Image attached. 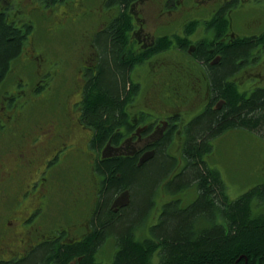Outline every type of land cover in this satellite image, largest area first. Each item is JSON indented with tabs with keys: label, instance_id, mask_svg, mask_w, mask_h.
I'll use <instances>...</instances> for the list:
<instances>
[{
	"label": "flooded vegetation",
	"instance_id": "obj_1",
	"mask_svg": "<svg viewBox=\"0 0 264 264\" xmlns=\"http://www.w3.org/2000/svg\"><path fill=\"white\" fill-rule=\"evenodd\" d=\"M92 1L0 0V22L22 36L13 56L18 62L0 82V201L7 187H19L10 210L0 216V264H34L47 244L74 245L93 233L104 160L135 157L141 165L163 141L165 154L177 158L173 151L182 152L188 123L211 102L210 67L221 61L223 47L255 38L256 46L232 74L250 76L252 86L263 80L264 0H135L128 46L142 57L134 70L146 72V81L139 79L142 104H129L128 125L98 142L84 122L85 91L102 59L96 35L115 17L116 4L101 0L109 19L93 30L86 24L85 34L84 22L97 14ZM218 14L224 20L220 31L213 24ZM163 37L170 41L166 47L159 42ZM81 42L89 52H82L69 87H62L72 88L68 100L56 106L55 82L71 64L66 50ZM202 46L207 59L199 56ZM54 105L56 114L45 116ZM130 202V190L124 189L110 207L116 212Z\"/></svg>",
	"mask_w": 264,
	"mask_h": 264
},
{
	"label": "trees",
	"instance_id": "obj_2",
	"mask_svg": "<svg viewBox=\"0 0 264 264\" xmlns=\"http://www.w3.org/2000/svg\"><path fill=\"white\" fill-rule=\"evenodd\" d=\"M133 1L111 0L116 4L115 17L95 38L102 59L97 75L88 79L84 122L98 142L128 125L127 107L141 99L134 69L142 57L134 46H128L135 27L130 10ZM221 14L213 22L218 31L224 26ZM159 42L166 47L170 41L163 37ZM21 43V34L0 22V82L17 64L13 56ZM256 44L255 38H244L221 49V61L210 67L211 102L188 124L178 159L165 154L163 141L153 158L141 165L135 157L104 160L100 171L105 181L92 220L93 233L74 245L47 244L34 264H102L98 253L107 243L115 246L110 264H264V211L255 206L264 202V181L231 199L222 172L209 159L215 138L228 130L246 129L264 137V85H243L253 90L240 91L237 83H242L232 74L238 60L245 59ZM203 47L198 53L207 59L210 55ZM159 164L163 168L146 196L145 190L139 192L144 186L143 173L148 167L158 172L155 167ZM160 181L171 198L159 208L158 220L148 224L141 238L138 231L151 215L148 209ZM192 188L196 197L184 203L181 196ZM124 189L130 190L131 202L115 212L111 201ZM144 194L140 207L138 198ZM75 256H81L80 261L74 259L79 263L72 260Z\"/></svg>",
	"mask_w": 264,
	"mask_h": 264
},
{
	"label": "rangeland",
	"instance_id": "obj_3",
	"mask_svg": "<svg viewBox=\"0 0 264 264\" xmlns=\"http://www.w3.org/2000/svg\"><path fill=\"white\" fill-rule=\"evenodd\" d=\"M100 2L101 0H93L91 2L93 3L91 5L95 4L94 10L95 13L97 12V14L94 17H90L84 22L83 30L85 34L90 28L86 26V24L91 26V29L93 30V27L95 25L100 22L103 23L109 19V15H107L105 11L103 12V10H101V7L99 5ZM102 13H104L103 16H101ZM236 31L241 32V28L237 26ZM82 43L83 42L75 44V48L73 51L66 50L68 55H65L69 57V61L71 64H69L67 68L64 66L65 74H62L61 77L55 82V86L59 90V94L56 96V99L59 100V102L56 104V106L68 100L67 98L69 93L72 91V88L71 90L69 89L65 92L62 91V87H65V84L67 87H69L71 83L70 78H74L75 72L73 71L75 70V68H77L76 65L81 61V59H83L82 57L86 55L82 54V52H89V50ZM44 45L46 47L48 46L45 42ZM63 47L64 46H61L62 49ZM48 51L52 58L57 57V54L55 55L56 52L53 49H48ZM24 73L27 74L26 72ZM144 73L146 74L144 69L137 70L135 73V78L138 77L137 79L143 80ZM27 76L28 80L33 81L34 77L31 75V73L28 72ZM146 79L143 80V82L146 81ZM235 79L243 83L241 84V86L239 83H237L240 91H247V93H250L253 90V88L247 89L246 87H244L246 85L247 87H252V82L249 81L250 76L245 77V75H243L241 78L236 77ZM260 85H264V77L263 80L260 81V84L258 86ZM141 104L142 101L140 99L138 105ZM56 106L49 108L48 112H51H49L48 115L45 116L55 115V110L59 109V107ZM173 152L179 156L181 155V151L178 149H174ZM209 159L211 163L219 168L222 172L226 183L227 194L231 199L237 198L239 195L246 192L253 186L264 181V137L256 132L246 129H231L224 132L223 134L215 138L214 150L211 153ZM155 168H159V171H154L153 167H148L143 173L144 179L141 178L137 183V188L140 189L142 179L144 180V186L143 188L141 187V190H139V192L145 190L146 196L149 193L150 185L154 183V178H156V175L161 172L163 166L159 164V166L156 165ZM158 186L160 187V189L155 193L154 202L148 209L149 213L152 211L151 215L148 218L146 224H144L138 231V235L141 238L146 235V228L148 224H151L158 220V214L160 210L159 208H161L171 198V194H168L165 190L167 188L165 183L160 181L158 183ZM7 188L8 190L6 193V197L2 201H0V216L6 215V213L10 210L12 203L9 202L17 195V192L19 190V187L14 185ZM196 193L197 192L195 188L189 189L186 193H184L181 196L184 198V203L193 201L197 195ZM145 199V194L144 196H139L137 204L140 207L143 206ZM183 201H181L182 204H184ZM255 206L257 210L264 211V202L258 203ZM134 215L135 214L128 216L129 220H131V217H134ZM109 241H111V239ZM114 252L115 246L112 243H107L106 246H104L99 251L98 260L101 261L102 264H110Z\"/></svg>",
	"mask_w": 264,
	"mask_h": 264
},
{
	"label": "bare ground",
	"instance_id": "obj_4",
	"mask_svg": "<svg viewBox=\"0 0 264 264\" xmlns=\"http://www.w3.org/2000/svg\"><path fill=\"white\" fill-rule=\"evenodd\" d=\"M219 100V99H218ZM189 124V123H188ZM176 133V132H175ZM156 134V133H155ZM156 136V135H155ZM136 139V138H135ZM153 139V138H152ZM142 140V139H141ZM144 141V140H143ZM133 144V143H132ZM218 223V222H217Z\"/></svg>",
	"mask_w": 264,
	"mask_h": 264
}]
</instances>
